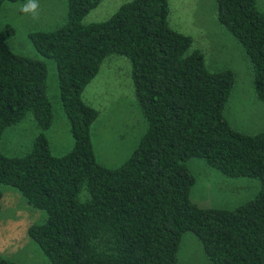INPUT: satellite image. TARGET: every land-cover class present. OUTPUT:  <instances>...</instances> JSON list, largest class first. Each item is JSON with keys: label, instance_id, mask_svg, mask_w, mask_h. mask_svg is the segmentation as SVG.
Masks as SVG:
<instances>
[{"label": "trees", "instance_id": "1", "mask_svg": "<svg viewBox=\"0 0 264 264\" xmlns=\"http://www.w3.org/2000/svg\"><path fill=\"white\" fill-rule=\"evenodd\" d=\"M65 2L61 25L28 37L55 64L72 140L66 153L52 155L42 133L52 121L44 63L0 40V138L28 113L39 128L25 154L0 152V184L45 213L27 237L50 264H174L184 232L213 264H264V129L243 133L224 118L231 70L209 71L201 52L188 50L191 37L168 26L167 0H130L90 23L81 18L100 0ZM254 2L214 0V13L241 45L264 105V9ZM112 54L129 61L146 128L127 158L108 168L94 159L89 129L97 110L81 92ZM190 158L227 177L257 179L258 189L231 209L199 207L189 197ZM0 264L19 263L0 255Z\"/></svg>", "mask_w": 264, "mask_h": 264}, {"label": "rangeland", "instance_id": "2", "mask_svg": "<svg viewBox=\"0 0 264 264\" xmlns=\"http://www.w3.org/2000/svg\"><path fill=\"white\" fill-rule=\"evenodd\" d=\"M130 0H100L82 18V23L107 19L119 5ZM24 0L4 1L0 6V40L16 54L41 60L45 65L46 95L51 105L52 121L43 130L48 149L60 156L71 148L72 140L66 117L62 111L54 61L40 55L32 45L28 33L46 31L65 20V0H39V18L32 19L19 11ZM166 21L173 30L191 37L188 50L201 52L209 71L229 69L233 84L223 108V116L234 129L256 133L264 129V105L254 94L251 70L238 41L216 20L214 0H167ZM254 8L264 9V0H255ZM82 100L97 110L90 125L89 135L95 161L104 167L122 163L146 128L137 105L126 57H105L94 77L81 92ZM39 132L28 113L16 124L5 127L0 138V152L6 156H21L31 148ZM186 167L194 177L190 200L202 208L231 209L251 198L258 189L257 179L227 177L207 166L201 159L190 158ZM83 192L80 198H83ZM5 202V203H4ZM31 217L32 224L45 218L40 209L32 208L12 187L0 184V219L14 217L15 213ZM27 236V235H26ZM25 241V242H24ZM5 258L19 264H50L39 247L28 237L18 249ZM174 264H213L206 257L196 236L184 232L176 251Z\"/></svg>", "mask_w": 264, "mask_h": 264}, {"label": "crops", "instance_id": "3", "mask_svg": "<svg viewBox=\"0 0 264 264\" xmlns=\"http://www.w3.org/2000/svg\"><path fill=\"white\" fill-rule=\"evenodd\" d=\"M13 216L9 219H0V255L3 257L18 249L27 237V227L32 224V219L28 215L16 212Z\"/></svg>", "mask_w": 264, "mask_h": 264}, {"label": "clouds", "instance_id": "4", "mask_svg": "<svg viewBox=\"0 0 264 264\" xmlns=\"http://www.w3.org/2000/svg\"><path fill=\"white\" fill-rule=\"evenodd\" d=\"M39 9V0H24L19 7V11L23 15L30 16L34 20L39 18Z\"/></svg>", "mask_w": 264, "mask_h": 264}]
</instances>
